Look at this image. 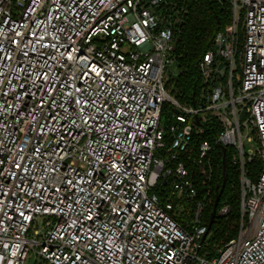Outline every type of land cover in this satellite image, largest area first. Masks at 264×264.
Returning <instances> with one entry per match:
<instances>
[{"label": "built area", "instance_id": "obj_1", "mask_svg": "<svg viewBox=\"0 0 264 264\" xmlns=\"http://www.w3.org/2000/svg\"><path fill=\"white\" fill-rule=\"evenodd\" d=\"M183 1L0 0V264H264V0H233L197 105L166 88ZM217 146L241 229L214 252Z\"/></svg>", "mask_w": 264, "mask_h": 264}, {"label": "trees", "instance_id": "obj_2", "mask_svg": "<svg viewBox=\"0 0 264 264\" xmlns=\"http://www.w3.org/2000/svg\"><path fill=\"white\" fill-rule=\"evenodd\" d=\"M180 10L185 15L182 30L176 36L175 55L179 73L170 76L166 82V88L181 104L197 105L199 95L205 87L202 74L199 70V60L214 46L216 34L224 30L232 20L233 0H184L180 4ZM167 111V106L164 108ZM167 113V112H166ZM164 119L165 123L170 121ZM233 150L217 146L214 158V177L211 184L213 197L217 188L222 186L224 166L226 158V185L222 193L218 208L226 201L230 205L227 215H217L208 235V249L216 252L224 247L230 240L236 238L241 229V196L240 182L237 168L232 163ZM249 174L255 178L261 170L259 162L248 166ZM196 170L193 168L192 173ZM206 186L199 181V188L203 191ZM215 201V200H214ZM214 202L206 210L204 220L209 224ZM210 236V238H209Z\"/></svg>", "mask_w": 264, "mask_h": 264}, {"label": "water", "instance_id": "obj_3", "mask_svg": "<svg viewBox=\"0 0 264 264\" xmlns=\"http://www.w3.org/2000/svg\"><path fill=\"white\" fill-rule=\"evenodd\" d=\"M226 162H227V161H226V158L224 157V159H223V166H224L223 183H222L221 188H220V187L217 188L218 193H217V196H216V199H215V202H214L213 211H212V213H211V217H210L209 231H210V229H211V227H212V225H213V223H214V220H215V218H216V216H217V208H218V204H219V202H220V199H221L222 193H223V191H224V187H225V185H226V174H225V171H226ZM206 237H207V234L205 235L204 239H205Z\"/></svg>", "mask_w": 264, "mask_h": 264}, {"label": "rangeland", "instance_id": "obj_4", "mask_svg": "<svg viewBox=\"0 0 264 264\" xmlns=\"http://www.w3.org/2000/svg\"><path fill=\"white\" fill-rule=\"evenodd\" d=\"M171 69H172V73H173V75L174 76H176V75H178V73H179V68H178V63H177V61H175L173 64H172V66H171ZM167 106V110L170 112V113H172V106L171 105H166ZM166 116H167V114H166V112H165V115H164V119L166 118ZM168 119V118H167ZM212 195H213V193H212ZM217 196V195H216ZM213 197V196H212ZM216 199V197L214 198V200ZM215 202V201H214ZM211 206V203H209L208 205H207V207H206V210L209 208ZM206 212V211H205ZM205 214V213H204ZM218 214V213H217ZM209 238H210V236H209ZM208 243H209V239H208V237H207V239H206V242H205V245L207 246L208 245ZM219 249V248H218ZM217 249V250H218ZM35 260H36V258H35V253L34 252H32V256L30 257V259H29V262L31 263V264H35ZM38 262H40V260L38 259Z\"/></svg>", "mask_w": 264, "mask_h": 264}]
</instances>
